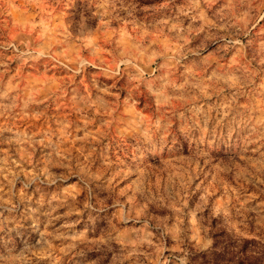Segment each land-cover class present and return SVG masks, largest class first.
I'll list each match as a JSON object with an SVG mask.
<instances>
[{"label": "clouds", "instance_id": "1", "mask_svg": "<svg viewBox=\"0 0 264 264\" xmlns=\"http://www.w3.org/2000/svg\"><path fill=\"white\" fill-rule=\"evenodd\" d=\"M0 264H264V0H0Z\"/></svg>", "mask_w": 264, "mask_h": 264}]
</instances>
